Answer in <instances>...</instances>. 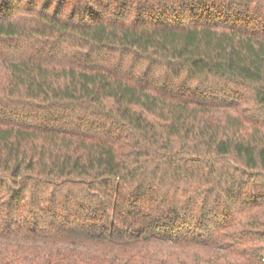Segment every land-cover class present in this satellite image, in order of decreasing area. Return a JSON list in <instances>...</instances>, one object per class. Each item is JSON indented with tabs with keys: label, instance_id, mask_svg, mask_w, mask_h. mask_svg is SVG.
<instances>
[{
	"label": "trees",
	"instance_id": "1",
	"mask_svg": "<svg viewBox=\"0 0 264 264\" xmlns=\"http://www.w3.org/2000/svg\"><path fill=\"white\" fill-rule=\"evenodd\" d=\"M264 0H0V264H264Z\"/></svg>",
	"mask_w": 264,
	"mask_h": 264
},
{
	"label": "rangeland",
	"instance_id": "2",
	"mask_svg": "<svg viewBox=\"0 0 264 264\" xmlns=\"http://www.w3.org/2000/svg\"><path fill=\"white\" fill-rule=\"evenodd\" d=\"M264 260V259H263Z\"/></svg>",
	"mask_w": 264,
	"mask_h": 264
}]
</instances>
